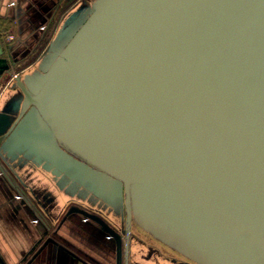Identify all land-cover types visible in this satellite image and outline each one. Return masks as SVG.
Instances as JSON below:
<instances>
[{
    "label": "water",
    "instance_id": "water-1",
    "mask_svg": "<svg viewBox=\"0 0 264 264\" xmlns=\"http://www.w3.org/2000/svg\"><path fill=\"white\" fill-rule=\"evenodd\" d=\"M53 21L33 64L20 65L31 49L20 59L0 37V180L51 243L69 223L84 225L115 264H155L152 251L130 243L142 210L134 189L144 186L171 187L185 205L195 199L245 232L249 246L251 236L264 242V230L214 197L242 184L264 195V0H70ZM173 58L195 75V141L125 175L71 140L76 129L100 138L126 112L132 96L122 93L161 85Z\"/></svg>",
    "mask_w": 264,
    "mask_h": 264
},
{
    "label": "rangeland",
    "instance_id": "rangeland-1",
    "mask_svg": "<svg viewBox=\"0 0 264 264\" xmlns=\"http://www.w3.org/2000/svg\"><path fill=\"white\" fill-rule=\"evenodd\" d=\"M31 59L20 65L30 64ZM182 64L178 58L166 63L167 76L161 85L142 83L134 90L124 91L122 96H132L126 112L123 115L115 112L100 138L86 140L76 129L70 134L71 140L125 175L148 171L158 156L179 150L181 143L195 141L198 121L195 75L183 71ZM179 169L176 166L162 171L157 177L170 176L172 172L175 175ZM232 188L235 194L214 197L264 230L262 186L242 184ZM134 190L142 210L131 223V247L137 243L143 251H152L155 264H263L264 251L259 247L264 242L250 235L255 243L249 246L245 232L242 234V230L216 218L202 203L190 199L185 205L179 200L178 191L168 186Z\"/></svg>",
    "mask_w": 264,
    "mask_h": 264
},
{
    "label": "crops",
    "instance_id": "crops-1",
    "mask_svg": "<svg viewBox=\"0 0 264 264\" xmlns=\"http://www.w3.org/2000/svg\"><path fill=\"white\" fill-rule=\"evenodd\" d=\"M69 1L2 0L1 18L10 21L7 30L0 29L4 47L14 46L20 59L31 49L30 64H33L53 33L56 6H65ZM8 34L15 35L14 42L7 41ZM2 187L0 180V254L8 264H115L113 252L100 251V241L84 225L79 227L69 223L55 239L59 244L51 243L54 236L43 234L46 227L38 221L39 217L24 214L23 204L16 194H10ZM45 202L49 204L50 201ZM37 243L36 249L31 251Z\"/></svg>",
    "mask_w": 264,
    "mask_h": 264
},
{
    "label": "trees",
    "instance_id": "trees-1",
    "mask_svg": "<svg viewBox=\"0 0 264 264\" xmlns=\"http://www.w3.org/2000/svg\"><path fill=\"white\" fill-rule=\"evenodd\" d=\"M10 26V21L7 19H0V29L7 30Z\"/></svg>",
    "mask_w": 264,
    "mask_h": 264
},
{
    "label": "built area",
    "instance_id": "built-area-1",
    "mask_svg": "<svg viewBox=\"0 0 264 264\" xmlns=\"http://www.w3.org/2000/svg\"><path fill=\"white\" fill-rule=\"evenodd\" d=\"M6 39L9 43H12L15 41V35L14 34H8V35H6ZM14 76H15V74H14Z\"/></svg>",
    "mask_w": 264,
    "mask_h": 264
}]
</instances>
